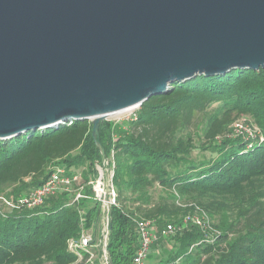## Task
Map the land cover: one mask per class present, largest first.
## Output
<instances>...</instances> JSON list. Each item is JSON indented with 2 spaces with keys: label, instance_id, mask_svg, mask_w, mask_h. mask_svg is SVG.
Returning a JSON list of instances; mask_svg holds the SVG:
<instances>
[{
  "label": "trees",
  "instance_id": "obj_1",
  "mask_svg": "<svg viewBox=\"0 0 264 264\" xmlns=\"http://www.w3.org/2000/svg\"><path fill=\"white\" fill-rule=\"evenodd\" d=\"M242 119L256 128L253 136L232 130ZM99 133L115 193L111 264H132L139 220L153 222L157 233L174 227L158 234L147 264H264V69L174 83L129 120L103 121ZM98 165L88 120L0 140V196L9 200L57 168L69 176L80 170L71 193L51 194L33 209H0V264L74 263L68 240L99 225L89 186ZM80 186L84 197L74 201ZM200 213L208 218L202 226L183 223ZM92 254L91 264H100V251Z\"/></svg>",
  "mask_w": 264,
  "mask_h": 264
},
{
  "label": "water",
  "instance_id": "obj_2",
  "mask_svg": "<svg viewBox=\"0 0 264 264\" xmlns=\"http://www.w3.org/2000/svg\"><path fill=\"white\" fill-rule=\"evenodd\" d=\"M260 68L264 0H0V140L88 120L109 219L106 117L197 75Z\"/></svg>",
  "mask_w": 264,
  "mask_h": 264
},
{
  "label": "built area",
  "instance_id": "obj_3",
  "mask_svg": "<svg viewBox=\"0 0 264 264\" xmlns=\"http://www.w3.org/2000/svg\"><path fill=\"white\" fill-rule=\"evenodd\" d=\"M237 127L239 128L236 129L237 132L239 133L244 132L249 134L248 132H246L247 130L243 129L242 125L241 126L238 125ZM96 168H98V166ZM112 176L113 173L109 169L110 189L113 193L112 195V202H113L115 193L112 189V183H111ZM99 179L100 176L98 172V178L94 182H91V184L94 183L92 186L93 192H95L94 194L96 200H98V202L100 203V200L98 199V196L95 191V186ZM78 180H79V176H77L76 174L69 176L66 174L64 169L57 168L42 185L38 186L37 188H34L27 195L18 199L17 201H12L4 196H0V209L5 208L6 210L11 211V210H18L21 207H25L28 209L39 207L43 204L45 198H47L51 194L57 192L71 193L72 184L78 182ZM82 191H83L82 186H80L75 191L76 194L74 196V201L84 197V195H82ZM188 222L196 226H202L204 222H208V218L204 213H200V214H195L191 218L189 217L184 218L183 223L186 224ZM108 224H109V219L106 218L107 227ZM173 231H174V227L168 224L163 228H161L159 230V233H157L153 222L144 221V220L137 221L139 247L132 258V264H145L147 257L150 253V245L158 238V234L161 236H169ZM92 241H93V233L92 232L90 233L89 231L88 232L82 231L77 238H72L68 240V250L72 254H74L76 258L73 264H91L93 257L92 248L97 247L96 243L94 245L91 244ZM102 252L105 254V252L103 251V246H102ZM106 264H108V261L106 262Z\"/></svg>",
  "mask_w": 264,
  "mask_h": 264
},
{
  "label": "rangeland",
  "instance_id": "obj_4",
  "mask_svg": "<svg viewBox=\"0 0 264 264\" xmlns=\"http://www.w3.org/2000/svg\"><path fill=\"white\" fill-rule=\"evenodd\" d=\"M138 108L134 109L133 111H130V112H127V113H123V114H120L118 116H115V117H106V119L104 121H112V122H123V121H127L129 120L130 118H132V116H134V112L137 110ZM241 126L243 127V129L247 130L246 132H248L249 134H252V136L254 135L253 131H257L256 128L254 129L253 127H251V125H249L248 123L245 124V121L244 119L242 120H238L236 121L234 124H232V130H236V129H239L237 126ZM99 166V165H98ZM97 169V168H96ZM77 176H80V170H77V173H76ZM94 184V183H93ZM93 184H91V182L89 183V186H93ZM92 191H93V187H92ZM95 193V192H94ZM90 233L92 232L93 233V230L89 231ZM102 232H103V224H102V213L100 215V220H99V225L96 229V233L98 234L97 235V249L100 251V259H99V263L100 264H106L107 262V259H106V255L102 252V246H103V238H102Z\"/></svg>",
  "mask_w": 264,
  "mask_h": 264
},
{
  "label": "bare ground",
  "instance_id": "obj_5",
  "mask_svg": "<svg viewBox=\"0 0 264 264\" xmlns=\"http://www.w3.org/2000/svg\"><path fill=\"white\" fill-rule=\"evenodd\" d=\"M136 108H131V109H127V110H123L117 113H113L111 114L109 117H115L118 116L120 114L123 113H127L130 111H133ZM98 172H99V176L100 179L98 180L96 186H95V191L96 194L98 196V199L100 200V205H99V215H101L102 213V224H103V236L104 235H108V227L106 226V218H107V214H108V205H109V201H108V196L109 192L107 191V189L104 187V169L101 167V165L98 166L97 168Z\"/></svg>",
  "mask_w": 264,
  "mask_h": 264
},
{
  "label": "crops",
  "instance_id": "obj_6",
  "mask_svg": "<svg viewBox=\"0 0 264 264\" xmlns=\"http://www.w3.org/2000/svg\"><path fill=\"white\" fill-rule=\"evenodd\" d=\"M146 264H147V262H146Z\"/></svg>",
  "mask_w": 264,
  "mask_h": 264
}]
</instances>
